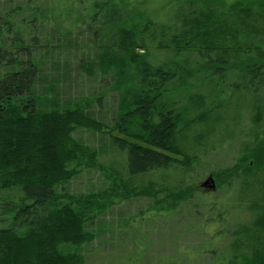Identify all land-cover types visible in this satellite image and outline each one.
I'll list each match as a JSON object with an SVG mask.
<instances>
[{
    "label": "trees",
    "instance_id": "1",
    "mask_svg": "<svg viewBox=\"0 0 264 264\" xmlns=\"http://www.w3.org/2000/svg\"><path fill=\"white\" fill-rule=\"evenodd\" d=\"M140 4L27 0L0 9V192H21L2 203L0 264H85L83 246L98 237L88 224L116 203L149 195L155 198L150 208L167 216L186 199L191 188L166 183V174L195 169L200 137L189 140L184 131L197 122L207 136L231 118L198 114L183 125L186 118L173 105L196 73L228 74L239 84L235 96L228 93L212 111L249 113L236 161L216 174L229 188L238 185L222 264H264V0H174L162 19L138 11ZM83 26L88 35L80 41L74 35ZM191 53L194 72L186 57L178 60ZM71 74L109 82V88L89 98L63 97ZM111 91L113 115L96 118L92 107ZM228 98L235 106H224ZM191 107L199 111L205 104ZM239 115L232 116L235 128ZM80 129L107 136L114 155L127 157L121 171L112 163L104 170L111 171L110 185L88 193L65 185L83 170L101 168L107 150L75 138ZM166 188L178 194L174 207L163 200ZM105 194L109 199H100ZM213 208L208 221L226 227L225 205ZM224 228L216 232L223 235Z\"/></svg>",
    "mask_w": 264,
    "mask_h": 264
},
{
    "label": "rangeland",
    "instance_id": "2",
    "mask_svg": "<svg viewBox=\"0 0 264 264\" xmlns=\"http://www.w3.org/2000/svg\"><path fill=\"white\" fill-rule=\"evenodd\" d=\"M25 1L27 0H0V9ZM173 1L141 0V7L138 8V11L142 9L141 11L145 15L150 16L151 14L155 19H162L166 7ZM44 5L47 6L46 3ZM84 31L83 26L74 36H78L80 41H84L88 35ZM185 57L186 64L193 69L197 61L196 53L181 55L178 60L182 61ZM199 62L196 64L197 66L202 65ZM226 76L225 79H223L224 77L208 78L202 73H196L187 81L186 92L182 97H178L173 105L174 110L185 116L186 121H183L185 126H188L198 114L209 116V120H214L215 116H221L223 119L231 117L225 128L214 130L207 136H204V131L199 129L197 122H193L191 128L184 131L189 140L200 137L199 148L194 152L196 156L195 169L186 176H183L179 170L166 174V183L170 187L178 183H180L179 186L187 185V188H191V191L187 190L189 196L179 200L167 216L157 215L155 210L150 208L152 204H155V198L149 195H137L120 202H118L119 198H113L118 203L97 216L92 224H88V228L96 232L98 237L83 246L85 264H222L226 251L224 248L232 239L231 231L234 230L238 185L229 188L226 183H221L223 179L219 178L220 176L217 177L216 174L236 161L243 140H246L245 133L248 130L247 125H249L248 109L236 110L233 111V114H230L231 110H229L227 111L229 116H227V112L222 111L223 113L220 114L218 111L217 113L212 111L218 101L226 99L228 93H231V97L235 96L233 90H236L239 84L237 80L229 79L228 74ZM69 78V85L62 90L63 97L85 96L89 98L96 89L109 86V82L102 83L100 80V82L94 83L84 75L71 74ZM220 82H222L221 86H219ZM107 95L109 96H106L105 101H102V105L95 103L92 107L96 113L95 117L98 118L97 116L102 114L105 121L110 120L116 107V99H114L116 94L111 91ZM228 102L224 105L225 107L235 106L237 103L235 98H228ZM198 103H204L205 107L199 111L192 109L191 106ZM233 108L235 109V107ZM235 114L243 116L236 120L238 121L237 128H235L232 119ZM180 127H183L182 124ZM74 136L90 147L99 151L102 149L107 151L101 159L104 166L101 165V168L96 170H83L65 185L66 188L72 193H88L90 190L110 185L111 171L105 172L104 170L112 167V164H116L120 170V165L124 166L127 157L120 154L114 155V148L107 136L91 133L84 129L78 130ZM113 157L116 159L113 160ZM111 159L113 161L109 162ZM209 174L214 177L216 188L205 191L199 188V183ZM152 175L158 183L160 180L158 176L155 173ZM172 191V189L166 188L165 193L169 196L166 195L163 200L171 199V207H174L173 201L178 200L179 197L177 198L178 194H174ZM20 193L19 189L0 192V219H4V216L7 215L4 213L5 208L2 203L9 198L15 200ZM100 199L108 200L109 197L105 194ZM215 201L216 204L213 205ZM223 205L227 210L225 217H229L226 227L225 224L222 226L217 222L208 221L217 212L213 207L219 209ZM230 212L233 214L231 215ZM220 227H225L223 235L221 232H216Z\"/></svg>",
    "mask_w": 264,
    "mask_h": 264
},
{
    "label": "water",
    "instance_id": "3",
    "mask_svg": "<svg viewBox=\"0 0 264 264\" xmlns=\"http://www.w3.org/2000/svg\"><path fill=\"white\" fill-rule=\"evenodd\" d=\"M200 186L205 187L207 189H214L215 188V182H214L212 175H209L205 180H203L200 183Z\"/></svg>",
    "mask_w": 264,
    "mask_h": 264
}]
</instances>
